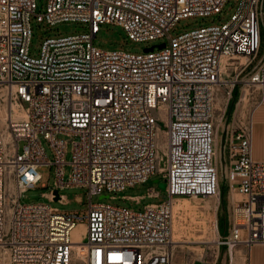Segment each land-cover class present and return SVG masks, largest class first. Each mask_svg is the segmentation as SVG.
Returning <instances> with one entry per match:
<instances>
[{
  "label": "built area",
  "instance_id": "2783aa9c",
  "mask_svg": "<svg viewBox=\"0 0 264 264\" xmlns=\"http://www.w3.org/2000/svg\"><path fill=\"white\" fill-rule=\"evenodd\" d=\"M229 3L235 11L226 22L171 34L181 19L219 15ZM33 19L85 30L47 36L32 51ZM102 24L121 26L136 42L163 41L143 52L107 49L94 42ZM263 48L264 0H48L45 12L37 0H0V252L8 264H180L173 201L219 198L218 158L227 163L231 189L243 196L221 243L230 251L264 245V160L253 157L251 126L226 135L218 152L214 130L217 93L238 82L225 78L223 59L237 77L254 65L247 82L263 92L261 104ZM159 112L167 128L163 160ZM43 166L56 178L43 196L54 201L59 189L85 188L87 209L22 203L43 180ZM160 173L169 195L164 202L136 210L92 201ZM148 196L160 192L150 188ZM56 201L66 198L59 193ZM80 224L83 239L74 235Z\"/></svg>",
  "mask_w": 264,
  "mask_h": 264
},
{
  "label": "rangeland",
  "instance_id": "374dc122",
  "mask_svg": "<svg viewBox=\"0 0 264 264\" xmlns=\"http://www.w3.org/2000/svg\"><path fill=\"white\" fill-rule=\"evenodd\" d=\"M48 0H37L38 11L45 12ZM233 3L227 4L224 11L219 15H212L209 17H189L181 19L171 34L184 33L188 30L197 28L201 25L211 24L213 21L220 23L226 22L234 13ZM33 36L31 42L32 51H37L44 38L47 36L70 35L79 31L85 30L82 25L75 22H62L56 25H47L44 23H36L32 20ZM163 40L155 42H136L127 38L126 32L119 25L102 24L100 31L97 34L94 42L96 45L107 49H124L131 52H143L148 45L157 44ZM264 50V48H263ZM259 59V57L257 58ZM254 65H251L238 77V72L232 71L230 68L226 69L227 80H238L234 86L231 83L223 85L216 96L215 103L218 104V109L214 106V130L215 140L221 144L226 135L237 133L246 130L250 126L251 114L254 108L262 101L263 92L249 84L247 81ZM247 83V84H246ZM249 88V89H248ZM248 89L247 93L245 92ZM230 92V93H229ZM245 95V99L244 96ZM221 101H219V100ZM246 100V103L245 101ZM10 102V100H8ZM244 101V102H243ZM220 102V103H219ZM1 108L5 104L3 95L0 92ZM241 104V105H240ZM0 118L3 120V109L0 113ZM160 129L158 131V148L159 157L163 160V154L166 151V122L165 114L159 112ZM59 138L69 139L66 135H60ZM46 152L50 158L53 157L49 144L42 139ZM220 146V145H219ZM72 155V144L68 145L66 160L70 161ZM163 161L161 165L163 166ZM218 173L221 194L220 197L197 198L187 197L189 205L187 208H181L179 215L180 223L182 224V237L180 240H185L176 247V259L180 264H247L248 263V249L245 246H238L232 251L227 245L217 243L215 240L221 242L229 235L230 220L232 218V207L235 202L242 200L243 196L238 190L231 189L229 180L227 178V163L223 159L221 163L218 158ZM43 180L35 187L28 189L22 198V203H39L45 202L57 207L61 210H85L89 204L87 190L80 187H68L59 189V193L66 198V203L59 201H50L43 193H48L55 187L56 178L53 168L43 166L40 168ZM71 173V167H65V180H68ZM155 179L164 180L163 174H156L152 176L146 183L137 184L134 187L128 188L123 192L109 193L105 192L102 195H95L92 198L94 203H110L114 205L132 207L136 210H142L146 204L161 203L168 200L169 195L166 190L159 188ZM45 184L46 186H42ZM150 188H157L160 192L158 197H149L148 191ZM115 195L113 199L110 196ZM129 196H145L139 203L135 200L127 199ZM185 198V197H182ZM181 201V200H180ZM174 202V204H178ZM197 206V208H196ZM191 207V209H190ZM193 211V212H192ZM196 213V214H195ZM207 226H206V224ZM205 224V225H203ZM174 225V217H173ZM218 226V228H217ZM85 226L79 225L74 232L78 239L84 238ZM218 244V245H217ZM231 252V253H230ZM231 254V255H230ZM231 256V257H230ZM0 264H8L7 260L0 252Z\"/></svg>",
  "mask_w": 264,
  "mask_h": 264
},
{
  "label": "crops",
  "instance_id": "0c3cea01",
  "mask_svg": "<svg viewBox=\"0 0 264 264\" xmlns=\"http://www.w3.org/2000/svg\"><path fill=\"white\" fill-rule=\"evenodd\" d=\"M250 126L252 129L253 157L264 160V102L257 105L252 114ZM188 198H176L174 202ZM247 264H264V245H254L248 250Z\"/></svg>",
  "mask_w": 264,
  "mask_h": 264
},
{
  "label": "bare ground",
  "instance_id": "6f19581e",
  "mask_svg": "<svg viewBox=\"0 0 264 264\" xmlns=\"http://www.w3.org/2000/svg\"><path fill=\"white\" fill-rule=\"evenodd\" d=\"M246 60V58H243V61H245ZM228 68V64L227 63H225V59H223V64H222V69L223 70H226ZM247 84V83H246ZM251 85V84H250ZM249 89V88H248ZM248 89H245L246 91V93L248 92L247 90ZM217 96H218V93H217ZM244 97V99H245V95L243 96ZM215 100H216V98H215ZM219 100V99H218ZM220 101V100H219ZM245 101V103H246V100H244ZM243 101V102H244ZM221 102V101H220ZM219 102V103H220ZM241 105V104H240ZM214 106H215V109H218L219 107H218V104L217 103H215L214 104ZM215 145H216V147H217V152H218V149H219V143H218V140H215ZM158 156H159V153H158ZM160 158V157H159ZM160 160H162V159H160ZM218 162V161H217ZM217 165L219 166V164L217 163ZM161 167L163 168V166L161 165ZM194 198V197H193ZM197 199V198H196ZM189 199H186V200H181L178 204H174V201H173V217H174V225H173V241H174V245H175V247H178V245L179 244H181L182 243V247H184V245H183V243L184 242H187V241H185V240H180L179 238L180 237H182V229H183V227H182V224L180 223V220L178 219L179 218V215H180V211H181V208H187V206L189 205ZM196 208H197V206H196ZM190 209H191V207H190ZM192 210V209H191ZM193 212V211H192ZM196 214V213H195ZM206 224V223H205ZM205 224H203V225H205ZM80 225H83V224H80ZM79 226V225H78ZM77 226V227H78ZM85 226V225H84ZM206 226H207V224H206ZM77 227H76V229H77ZM217 228H218V226H217ZM75 229V230H76ZM75 232V231H74ZM84 233H85V231H84ZM84 237H85V234H84ZM77 238V237H76ZM215 242H217L218 244L219 243H221V241L220 240H215ZM217 244V245H218ZM231 253V252H230ZM231 255V254H230ZM231 257V256H230Z\"/></svg>",
  "mask_w": 264,
  "mask_h": 264
},
{
  "label": "water",
  "instance_id": "95a60500",
  "mask_svg": "<svg viewBox=\"0 0 264 264\" xmlns=\"http://www.w3.org/2000/svg\"><path fill=\"white\" fill-rule=\"evenodd\" d=\"M158 48H163L165 46L164 43H161L159 45H157ZM153 47H148V48H145L144 50L145 51H149V50H152ZM155 183H158V186L160 189L162 190H166L167 189V183L165 181H160L159 179H155ZM55 194H56V200L59 199V192L58 191H55Z\"/></svg>",
  "mask_w": 264,
  "mask_h": 264
}]
</instances>
